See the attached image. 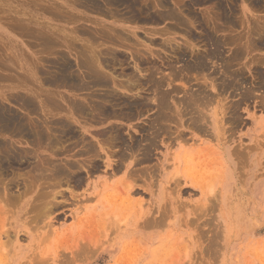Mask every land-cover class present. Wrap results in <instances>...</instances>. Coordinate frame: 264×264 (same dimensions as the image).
Listing matches in <instances>:
<instances>
[{
    "label": "rangeland",
    "instance_id": "1",
    "mask_svg": "<svg viewBox=\"0 0 264 264\" xmlns=\"http://www.w3.org/2000/svg\"><path fill=\"white\" fill-rule=\"evenodd\" d=\"M91 1L0 0L1 96L6 94L10 99L9 95L17 92L21 93L18 95H25L36 89L50 93L54 88V93L57 91L56 94L67 95L64 87H51L46 83L45 79L53 74V69L46 67L47 61H53L56 55H64L73 65L76 55L88 45L91 46H88L89 51L91 48H95L97 53L101 51L102 54H98L103 58L107 57L105 54L109 51L121 54L124 64L120 62L112 66L114 64L111 63L107 70L112 76L117 75V78L114 77L116 79L121 78V71L135 70L133 66L139 63L137 54L144 52V64H139L141 69H157L155 77L168 78V74L171 76L175 73L171 86L178 89V97L183 96L182 90H209L205 93L210 101L202 107V113L208 117V132L195 131L194 141L182 144L195 150L203 144L206 149L204 153L195 154L196 157L200 155L201 162L194 165L173 164L170 157L179 149L177 142L172 146L158 142V148L152 151L148 161L140 160L141 151L136 149L137 152L132 153L134 158L128 156L125 165L120 168H115L114 164L119 160L114 153L120 151V145L99 151L97 169H92L90 157L74 156L84 166L78 167L80 170L72 169L81 175V183L74 185L72 181L69 185L70 182L61 180L60 188L53 190L63 195H56L54 202L57 205L54 203L51 208H45L47 204L51 206V197L46 205L37 199L39 188L36 185L28 189L29 192L26 191L28 194L19 195L21 199L18 194L23 193V185L14 186L12 191L15 196L6 199L8 202L2 196L0 198V208L4 209L3 215L0 210V264H264V45L260 43L264 39V0H223L219 6L216 0H161L183 13V24L176 25L147 20L145 12L134 16L130 9L128 11L123 6L113 8L99 3V7ZM143 1L137 0L138 7L139 2L142 4ZM153 12L156 10L152 6ZM225 14L227 19L224 18ZM172 25H179V30H171ZM258 31L263 34L257 35L260 38L255 36ZM25 32L30 34L26 35ZM45 36L57 47L50 44L48 50L42 42V37L47 39ZM210 38L224 41L222 48L216 49ZM167 39L173 40L172 47L180 46L181 55L175 56L170 49L161 45ZM253 39L256 41L255 49H245L244 43H251ZM146 46L149 52L144 50ZM215 50L216 55H212ZM208 53L211 56L209 59ZM1 58L6 61L3 62ZM146 59L150 62L147 65ZM221 61L224 64L221 65ZM227 62L232 69L229 67L230 71L238 72L239 81L242 82L228 77L226 82L233 79L236 82L233 85L225 83L230 87L223 90V77L222 81L220 79L223 73L220 71ZM200 63L205 66L200 68ZM45 67L51 71L46 75L43 74ZM142 72L139 74L145 73ZM40 78L45 82H41ZM145 87L143 89L147 92ZM3 99L0 97V102ZM4 100L2 102L6 108L9 107L19 116L23 115L17 103ZM145 110L143 108L138 115H134L133 120L109 119L104 124H86L89 133H85V138L98 145L97 132L106 126L118 125L126 142L144 146L146 133L141 128H147L154 114L153 108L148 112ZM214 118L222 120L224 125L219 132L221 139L215 137L212 130ZM166 146L170 157L167 156L166 165L161 169ZM27 148L21 151H29ZM68 155L64 153L61 158L73 159ZM201 163L203 165L199 166ZM201 169L204 170L203 175H196L199 170L202 173ZM21 171L24 174L26 169ZM176 174L178 177L175 180L188 174L192 183L189 181L185 184L184 178H179L178 189H174L177 184L174 185L173 176ZM193 176L198 177L195 179ZM199 188L208 193V202H205L208 212L200 211L202 197ZM33 203L37 204L36 209L34 205L31 206ZM158 203L162 211L158 210ZM140 210L143 214L141 219L138 218ZM144 218L156 219L152 225L137 226L136 223Z\"/></svg>",
    "mask_w": 264,
    "mask_h": 264
},
{
    "label": "bare ground",
    "instance_id": "2",
    "mask_svg": "<svg viewBox=\"0 0 264 264\" xmlns=\"http://www.w3.org/2000/svg\"><path fill=\"white\" fill-rule=\"evenodd\" d=\"M216 1L218 4L217 6H219L223 2V0H216ZM91 3L95 4V5L96 4L98 5L99 3H101L104 5H108V7L110 6L113 8L123 6V8L128 9V11L130 9L131 13L134 16H136V14H138V13L142 14L145 12V13H147V15H146L147 20H151L153 22H159V21L164 22L165 21L167 24H175L176 25V24L182 23V20H183V18H182L183 13H181V11L179 13V10L175 9V7L174 8L169 7L167 5L168 3L165 4L161 0H144L142 2V4H141V2H139L140 7H138V5H137L138 4L137 0H100V1L92 0ZM228 4H230V3H228ZM135 5H137V6H135ZM152 6L155 8V10L157 12V13L155 12L156 15L154 12L152 13ZM96 8L97 7H95V9ZM219 9H220V7H219ZM230 11H232L231 8H230ZM120 13H122V12H120ZM150 13L152 14V16L150 15ZM106 15L108 16V14H106ZM153 15H155V16H153ZM130 17H132V16H130ZM148 17H150V19H148ZM224 18H226V14H225ZM229 18H230V16H229ZM132 19H133V17H132ZM175 25H172L171 30H173V31L176 29L179 30L178 27H180V26L179 25L175 26ZM167 28H165V29H167ZM171 30H168V31H171ZM255 30L253 31V33L255 32ZM25 34H26V32H25ZM27 34H30V33H27ZM101 34H104V33H101ZM258 34H259V36L263 35L262 33H259V31H258V32H256L255 36H257ZM116 36L118 37V35H116ZM255 36H254V38H255ZM48 37H49V35H48ZM48 37H46L47 39L42 37V39H44V41L42 40V42H43L44 46L48 47V50H50L49 47H50V44H52V42L49 40ZM89 37H90V35H89ZM258 38H260V37H258ZM93 40L90 42H93ZM263 40H260V43L262 45H264ZM172 41L173 40H171V39H167L164 42H162L161 45L163 47H165V49H170L172 51V53L175 54V56L181 55L182 54L180 51L181 49H179L180 46L175 47V46H177V45H175L172 47ZM42 42H40V43H42ZM223 42L224 41H222V40L221 41L217 40V38L215 40L211 39L212 45L214 44V46L215 45L217 46L216 49L220 48V47L222 48ZM249 42L244 43L245 49H248V50L251 49L252 50V47L253 48L256 47V41L254 39L251 41V43H249ZM100 43L102 44V42H100ZM230 45H232V43ZM258 45H259V43H258ZM55 46L57 47V45H55ZM88 46H90V45H88ZM88 46H87V48L85 47L84 51L82 50L83 52L81 51V53L79 55H76L75 63L73 65L71 64L72 62L70 63L68 61L69 59L67 60V57L66 58L64 57V55L63 56L59 55L58 57L56 55V59H53V61H51V60L47 61L46 67L49 68V70L53 69V71L52 72L49 70L47 71L46 67H45V70L47 71V73L44 70L43 74L46 75V74H48V72H51V73H53L52 74L53 76L50 74L51 77L48 76V78H46V79L44 78L45 80H47L46 83L48 85H50L51 87L52 86L56 87V88H61V87L63 88L64 87L68 93L67 95H65V94L63 95V93H62V95H60L59 94L60 92H58V94H56L57 91H55L56 93H54L53 90L55 88L51 91L52 93L51 92L48 93L49 91L46 90V91H48V92H46L44 89L40 91V89L38 88L39 90L36 89L37 91L36 90L35 91L29 90L30 92H26L25 95H23V94L18 95L17 93H19V92L15 93V94L11 93L12 95L8 94L11 97L9 99V97L6 94H3L1 96V92H0V97L2 99H3V96L6 95V98H8V99H6V98H4V99L7 100V102H9L8 100H11V101H14L15 104L17 103V105L20 106L21 111L23 112V115L19 116V114L14 113V111L12 112V110L8 109L9 107L6 108L3 105L4 102H2V101L4 99L1 101L2 103L0 102V137L2 138V139H0V198L2 196V199L6 200L9 197L12 198L13 196H15L13 191H12V188L14 189V186L18 187V185H20V186L23 185V189H24L23 193L18 194V196L20 195L22 197L21 194H23V196H24V194L29 192L31 187L36 185V187L39 188V191L36 193V195L38 196L37 199H40L41 204L43 202L44 203L43 205H46L49 201L47 199L51 197L52 199L50 198L51 200L49 202V204L52 202L51 206L48 207V204L45 206V208H51L54 206V203H55L54 200L57 197L56 195H58V196L63 195L60 191L54 192V190H53V188L60 186L61 180L65 179L66 181L70 182V183H68L69 185L71 184L72 181L74 182V183L72 182L74 185H79L81 183L80 182V180H81L80 176L81 175H79L78 172L75 170L79 169L83 165H80L78 159H75L74 156L86 155V157H90L92 159V164H90V165H92V169H95L96 165H97L96 159L99 157V151H101V150L106 151L107 149L109 150L110 147H113V146L115 147L118 145L122 146L121 147L122 149L119 147L120 151H117V153H114V155L119 158V160L116 161V163H114L115 168H120V167H122V165L124 166L125 160L127 159L128 156H130L131 158H134L132 156L133 155L132 153L137 152V151H135L136 149L141 151L140 157L141 156L142 157L140 160L148 161L151 158L152 151H154L155 148L158 146V142H160L161 144H168V145H171L172 143L177 142V144L179 145L178 151L171 157L169 154L168 146L165 147V149L167 151L165 150V153L163 155V160L161 163V169H162V167L163 168L165 167L167 159H168V157H167L168 155L171 158L174 165H176L178 163H180V164L181 163L182 164L188 163V164L194 165V164H199L201 162L200 155L198 157H196L195 154L200 153V152L204 153V150L206 149V145L204 146L203 144H201V148H198V150H195V149H191V147L185 148V147H183L182 144H186L190 140L194 141V139L196 137L195 131H198L201 133L202 132H204V133L208 132V129H207L208 117L202 113V110H203L202 107L204 108V106H207L206 104L208 103V100H209L207 93H205L208 89L206 90V88H204L205 90H203V89L198 90V91L196 90L197 92L191 91L193 89L182 90L183 96L178 97L177 96L178 89L174 85H173L174 87L171 86L173 81L175 80L174 77H176L175 73L172 72L173 75H171V76H169V74H168V78L157 77V76L155 77L154 74L157 73V69H155V70L151 69L152 67L145 69V70L143 68L141 69L140 65L144 64L143 60H145L142 57L144 52H142V54H139L138 51H137V53H138L137 55H139V57L137 55L136 56L138 57L139 60L134 59V58L133 59L137 60L139 63H137V62L136 63L138 65L139 64L140 65L138 66L137 64H135V67L133 66V69H135V70H133V71L131 70L132 68L128 72L121 71V73H119V74L122 76L118 75L121 78L118 77L119 79H116L117 75L112 76L110 74V71H107V70H108V66H111V63H113V64L114 63L120 64V62L123 63V59H122L123 57L122 58L120 57L121 54L118 55L116 51L115 52L109 51L108 53H106L107 55L105 54V56H107V57L103 58V56L101 55L102 54L101 51H98V53L101 52V54H98L96 52L97 50L95 51V48H93L94 50L91 48L89 51ZM82 47H83V45H82ZM105 47H107V46H105ZM79 48L80 47H78V49ZM107 48H105V49H107ZM263 48H264V46H263ZM86 49H87V51H86ZM101 49H102V47H101ZM145 49L148 52L150 51L147 46H146V48H144V50ZM110 50H111V48H110ZM113 50H115V49H113ZM141 50H143V49H141ZM37 52H39V49ZM208 52H210V51H208ZM131 54H133V53H131ZM239 54H241V53L239 52ZM103 55H104V53H103ZM212 55H216V50H215V52L212 53ZM136 56H135V58H136ZM209 57H211V56L208 53V59H209ZM212 57L214 58V56H212ZM238 57H240V56H238ZM218 58H220V55ZM233 58H234V55H233ZM1 60H3V62L6 61V60L4 61V59H2V58H1ZM40 60H42V59H40ZM45 61H46V59H45ZM146 61H147V59H146ZM200 61H202V60H200ZM1 62L2 61H0V63ZM211 62H213V60H211ZM222 62L223 61L220 62L221 65L224 64ZM230 62H231V59H230ZM126 63L128 64V62H126ZM148 63H150V62L147 61V63L145 65H147ZM2 64H5V63H2ZM6 65H8V64H6ZM115 65L116 64H114L112 66H115ZM199 65H200V68L205 66L204 63H200ZM218 65H219V63H218ZM8 66L10 67L11 65H8ZM9 67H7V68H9ZM229 67L230 66H229L228 62L224 66H221V68H223V70L221 69L220 72L223 73V76H221L220 79L222 81V77H223V82H224L222 84V88L224 87L223 90H225V87H227L230 83L233 85L236 81L237 82L239 81V78H238V77H240L239 73L236 71H234V72L230 71L231 67H230V69H229ZM31 68H33V67H31ZM109 68H112V67H109ZM123 69H125V68L123 67ZM149 69H151V70H149ZM205 69H206V67H205ZM120 70H122V68ZM142 71H145V73L143 75L139 74ZM207 72H208V70H207ZM235 72L238 74H236ZM228 73H230V74L228 75ZM112 74H114V72ZM10 75L11 74H9V76ZM45 75H43V76H45ZM9 76L7 75L6 77H9ZM114 77H116V78H114ZM228 77L229 78L232 77L236 81L233 79L231 81L229 80V82H226L227 81L226 78L228 79ZM0 78H1V76H0ZM42 78H40V80ZM12 80H13V78H12ZM45 80L42 79L41 82H43V81L45 82ZM215 80H217V79H215ZM214 82L216 83V81H214ZM225 83H228V85H226ZM216 84H215V86H216ZM144 85H146L147 88ZM143 87H145L146 90H148V91L146 92L143 89ZM216 87H218V86H216ZM228 87H230V86H228ZM20 88H22V87H20ZM231 88H234V87L231 86ZM42 91H45V92H42ZM151 93H152V95H151ZM209 93H211V92H209ZM19 94H21V93H19ZM143 94H145L147 97ZM150 95L152 97H150ZM148 96H149V98H148ZM143 108H145L147 110V112L149 109H152V108L154 111L153 117L150 119V121L148 120L150 123L147 125V128H143V127L141 128V131H144L146 133L145 139H143V141L146 143L145 145L143 144L144 146H142V144L140 145V144L130 143L129 141L126 142V137H125L124 133H122L123 131L121 130L122 128H119L118 125L117 126H109V127L106 126V128H102L103 129L102 131L98 130L99 131V132H97V136H98L97 141L98 142L96 141L98 145H94L90 141L86 140L87 138H85V136H86L85 133H89V130H88L89 128L85 126L86 124H88V125H89V123H94L96 125L99 123L104 124V123H106L105 121H107L109 119L116 120V119L132 118V120H133L134 115H138V112H140ZM135 113H137V114H135ZM94 124L92 126H95ZM211 126H212V130L214 131L215 137H217L218 139H221L220 138L221 134L219 132L222 131V128L224 126L222 123V120L219 121V119L216 120L214 118L212 123H211ZM187 133L190 135L189 137H188ZM171 146H169V147H171ZM24 147H28L27 149H29V151L26 150L27 152L26 151L24 152L23 150H25V149H23L21 151V149ZM76 148H78V149H76ZM70 152H72V153H70ZM64 153L69 154L68 156L73 157V159L63 160L61 158V156L64 155ZM98 160H99V158H98ZM136 161L137 160L135 159L134 162L136 163ZM202 162H206V161L202 160ZM88 163H90V162H88ZM108 165L110 166V164H108ZM153 165H155V164H153ZM201 165H203V164L201 163L199 166H201ZM206 165H207V163H206ZM23 166H25V167H23ZM128 167H129V165L126 166V169H128ZM24 168L26 169V172L23 174V172L21 170H23ZM72 169H75V170L72 171ZM19 171H21L22 173L20 174ZM129 171H131V170H129ZM86 173L88 174L87 171H86ZM131 173L133 174V172H131ZM203 173H204V170H202V173H200V170H199V173H195V174L196 175L198 174V176H202ZM71 174H72V176H71ZM132 174H130V175H132ZM195 174H193V175H195ZM187 175L188 174L181 175V177H179V178H184L185 184H187V182L189 183V181H190V183H192L191 179H190L191 177H189ZM198 176H196V177L193 176V177H195V179H197ZM176 177H178L177 174L173 176V181L176 179ZM168 178H169V176H168ZM170 178L172 179V176H170ZM179 178H178V180H175V182H174V185L177 184L176 187L174 186V189H176L177 186L179 185V181H180ZM74 179H75V181H74ZM171 179H169L170 182H171ZM85 182H86V180H85ZM196 182L198 184V181H196ZM190 185H193V184H190ZM204 185H205V183H204ZM204 185H203V188H204ZM128 187H129V189L131 188L130 185H128ZM201 188H202V186H201ZM201 188H199V191H200V194L202 197V203H200L202 205V210L200 208L201 207L200 204H199L200 205L199 208H200V211H207L208 212V206L205 203V202H208V193L201 190ZM73 194H75V193H73ZM18 196H16L15 199H17ZM21 197H20V199H21ZM33 197L36 199V197L34 195H33ZM34 198H33V200H35ZM20 199H18V200H20ZM173 199H175V198H173ZM8 200H6V201L8 202ZM44 200H47V201L45 202ZM37 202H39V201L36 200V203ZM176 202L178 203V201H176ZM9 203H11V202L9 201ZM34 203L31 206H33ZM0 204H2L1 201H0ZM37 204H35L33 207H35ZM159 204L160 203H158L157 208H158V210H161V208H160L161 205L159 207ZM40 206L43 207L42 205H40ZM174 206H176V205H174ZM33 207H32V209H33ZM36 207H35V209H36ZM163 207H164V205L162 206V209H163ZM178 207H179V205H178ZM1 209L2 208H0V210ZM38 209H40V207H38ZM171 209L174 211L173 208H171ZM3 210L4 209L1 210V212H2L1 215L4 214ZM43 210L46 211V209H44V207H43ZM173 211H172V213H174ZM36 212H39V211H36ZM138 213H139L138 218L141 219L143 217V216H141V215H143L141 213V210H140V212L138 211ZM143 213L145 214V212H143ZM45 216L46 215H44V217ZM136 217H137V215H136ZM5 218H7V217H5ZM138 218L136 220H138ZM156 218H154V219H148V218L145 219L144 218L142 221L139 220L136 224H137V226L138 225H145V226L147 225L148 226L150 224L152 225V223H154V220ZM37 219H40V217ZM1 232H2V230H1Z\"/></svg>",
    "mask_w": 264,
    "mask_h": 264
}]
</instances>
